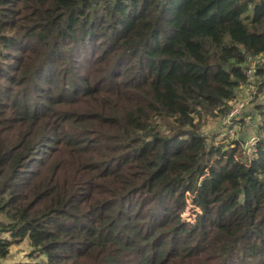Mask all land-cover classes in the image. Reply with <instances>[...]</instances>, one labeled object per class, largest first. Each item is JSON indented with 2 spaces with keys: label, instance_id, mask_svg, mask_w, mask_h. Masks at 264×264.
<instances>
[{
  "label": "trees",
  "instance_id": "obj_1",
  "mask_svg": "<svg viewBox=\"0 0 264 264\" xmlns=\"http://www.w3.org/2000/svg\"><path fill=\"white\" fill-rule=\"evenodd\" d=\"M263 87L264 0H0V259L264 264Z\"/></svg>",
  "mask_w": 264,
  "mask_h": 264
},
{
  "label": "rangeland",
  "instance_id": "obj_2",
  "mask_svg": "<svg viewBox=\"0 0 264 264\" xmlns=\"http://www.w3.org/2000/svg\"><path fill=\"white\" fill-rule=\"evenodd\" d=\"M256 63L254 61L251 62L250 69H248V70H251V72L247 73V75H250V76L253 75L252 69ZM251 88L252 87L250 86V84H248V86L244 85L242 87V89L240 88V90L236 94V99H235L233 105H235L237 103H243L244 107H247V108L251 107L253 99L251 96L248 97V95L246 94V92H248L247 90L248 89L251 90ZM242 122H243V124L233 120V124H231V126L232 127L234 126V127L232 129V133L231 132L229 133L231 138L248 136L247 139L249 140L251 137L255 136V134H256L255 133V124L252 123L249 116L244 117ZM255 123H256V121H255ZM210 126H211V124L208 123L207 128H209ZM214 129L217 132L222 133L224 128H223V126L218 125V126H215ZM214 129H210V130H214ZM236 132L239 134H237ZM245 140H246V138H245ZM197 211H198V208L193 207L191 205V203L189 205L187 204L185 210L182 212V219L184 221H189V222L194 221L195 214H196L195 212H197ZM7 235L8 234H4V236H7ZM28 246L29 245H28L27 240H22L21 242L13 243L12 246L10 247V252L8 253V255L5 256L3 259H0V264H16L18 262H30V263L34 264L35 262H38L41 257L37 256L35 254L31 255L30 248Z\"/></svg>",
  "mask_w": 264,
  "mask_h": 264
},
{
  "label": "built area",
  "instance_id": "obj_3",
  "mask_svg": "<svg viewBox=\"0 0 264 264\" xmlns=\"http://www.w3.org/2000/svg\"><path fill=\"white\" fill-rule=\"evenodd\" d=\"M254 71V69H252V72ZM251 72V70H247L246 73ZM261 97L264 98V87L263 90L261 92ZM244 104L243 103H237L235 105L232 106L231 110L229 111V113L226 115L225 118H223V125H224V129L225 131L229 134L230 132L232 133V129L233 127L231 126V124L233 123V120L235 119V117L237 116V114L241 111V109L243 108ZM232 127V128H231ZM254 141V136L251 137L249 140L246 139L244 142V146L249 147L250 145L253 144Z\"/></svg>",
  "mask_w": 264,
  "mask_h": 264
}]
</instances>
